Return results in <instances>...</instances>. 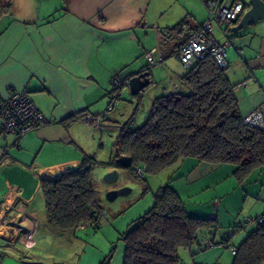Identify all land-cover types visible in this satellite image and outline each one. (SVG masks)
<instances>
[{
  "label": "crops",
  "instance_id": "crops-1",
  "mask_svg": "<svg viewBox=\"0 0 264 264\" xmlns=\"http://www.w3.org/2000/svg\"><path fill=\"white\" fill-rule=\"evenodd\" d=\"M157 1L0 0V101L11 91L26 88L47 120L18 140L13 134L0 138V224L5 218L12 226H22L21 237L13 243L0 236V264H111L104 239L107 218H98L93 235L79 228L53 227L46 216L40 181L56 180L68 166H80L83 159L103 164L106 153L110 164L118 128L126 122L129 125L135 112L131 108H140L144 95L156 88V80L167 82L156 97L183 91L184 73L148 68L145 53L157 48L165 61L206 18L197 21L189 13L181 29L166 34L182 20L166 26L164 7ZM229 38L227 74L245 116L264 104V18ZM145 68L149 86L138 96L128 90L131 99H124L122 93L114 107L122 110L106 112L100 128L74 117L105 112L112 76L131 77ZM195 161L186 158L182 163L190 170H205L216 185L204 214L216 217L220 237L230 225L241 228L229 239L236 237L238 247L256 227L243 224L242 219L264 216V169L225 191L217 184L232 175L234 166Z\"/></svg>",
  "mask_w": 264,
  "mask_h": 264
},
{
  "label": "trees",
  "instance_id": "trees-1",
  "mask_svg": "<svg viewBox=\"0 0 264 264\" xmlns=\"http://www.w3.org/2000/svg\"><path fill=\"white\" fill-rule=\"evenodd\" d=\"M183 25L179 22L166 34ZM181 82L187 93L161 94L140 126L131 128L126 122L119 127L111 163L122 167L116 158L128 156L130 162L124 167L135 174L141 166L155 174L186 158L232 164V175L240 184L254 171L264 169V130L243 122L227 67H219L208 56L187 69ZM94 165L83 159L77 169L63 172L56 180L40 181L46 216L53 227L70 230L98 221L99 216L92 212L102 209L91 181ZM215 221L188 215L179 195L167 186L123 233L122 264H182L179 249L199 244L200 236L212 235ZM236 248L231 264H264V220Z\"/></svg>",
  "mask_w": 264,
  "mask_h": 264
},
{
  "label": "rangeland",
  "instance_id": "rangeland-1",
  "mask_svg": "<svg viewBox=\"0 0 264 264\" xmlns=\"http://www.w3.org/2000/svg\"><path fill=\"white\" fill-rule=\"evenodd\" d=\"M157 2H160L164 7L163 18L166 21V26L171 27L180 20L185 21L189 13L193 14V17L196 18L197 21H202L207 18V8L204 4V1L202 2V0H158ZM214 27L216 37H222L220 36L218 28L215 24ZM242 30L243 29H241V31ZM239 32L240 30L233 32L229 29L228 36L232 38ZM227 52H230V49H227ZM154 67H156V72H161L163 69H170L174 72L177 71V73L186 72V69L182 67L175 55L168 56L166 60L160 65L148 66L150 69H154ZM159 81L156 80V88L154 87L149 95H144L143 101L140 103V108H131V111L135 110L134 116L132 117L131 122H129V126L131 128L138 127L144 122L151 103L156 97L155 95L163 93V89L166 87L167 82L160 83ZM128 90V87H124L122 90V93L125 94L122 96L124 99H131V93L129 94ZM184 91L187 93L189 90L183 84L182 92ZM147 100H150L148 107H146L145 104ZM114 109L122 110V108H113V110ZM115 136L114 139H116ZM114 139L113 143L115 141ZM104 157H106L104 158L106 161L105 163H97L94 165L91 174V181L97 202L104 212L102 216L108 220L104 229L106 233L104 239L107 241L108 246L110 247L108 258H112L111 264H122L125 246L122 238V232H125L138 217L143 215L148 209L152 207L156 199V195H158L161 189L167 186L175 190L179 195L188 215H190V211H193L197 214L200 213L201 215H204L199 217L207 218L206 214H204V207L211 200L213 188L216 185L213 186V179L208 178V173H206L205 170L201 168H198L197 170H190V168H188L185 163H182L181 160L175 165L167 167L155 174L144 171V177L139 178L129 167H116L112 163L109 164L107 162V153ZM204 164L207 163L204 162ZM112 170L117 172V177L114 180L107 181L105 179V175ZM185 181L190 182L187 185ZM232 184L240 186V183L237 181L236 177L230 175L226 179H223L221 182H219L217 186L219 187V190L227 189L225 191H229V189L233 187ZM122 188L129 189V192L124 195H118L114 200H108L106 198V193L108 191L119 190ZM213 213L217 214V210L214 209ZM192 217L198 216L194 215ZM245 226L246 225L243 227ZM240 230L241 228H236L233 227V225H230V228L224 231V233L229 231L231 235L233 234L236 236ZM245 230L248 229L246 228ZM85 231L86 233L93 235L96 232V229L93 227H87ZM214 233H216V240L223 237V235L220 237V234L217 233V229L214 230L212 235ZM108 236L111 238V241ZM208 238L209 237L206 236L203 239V236H200L199 244H193L190 248L179 249L178 254L181 263L231 264L233 260V253L229 249L217 246L216 244L209 248H205L204 243ZM235 239L236 237H234V239L232 238V241L229 243L235 246Z\"/></svg>",
  "mask_w": 264,
  "mask_h": 264
},
{
  "label": "built area",
  "instance_id": "built-area-1",
  "mask_svg": "<svg viewBox=\"0 0 264 264\" xmlns=\"http://www.w3.org/2000/svg\"><path fill=\"white\" fill-rule=\"evenodd\" d=\"M204 2L207 8V18L198 28L189 33L185 41L179 45L174 53L182 67L186 70L208 56L213 58L219 67L226 68L228 66L226 50L231 46L228 36L229 28L249 8V0H205ZM214 24L217 26L222 37H216ZM145 59L148 66H157L162 62L163 56L155 48L145 53ZM128 83L129 77H122L118 74L113 75L110 90L107 94L108 105L105 112L99 114H77L75 118H79L94 125L96 128H100L102 126L101 119L106 112L113 110L122 95V90L124 87H128ZM243 122L250 127L264 130V104L255 107L245 115ZM46 123L47 120L31 101L26 88L11 91L5 99L0 101V138L5 137L7 134H13L18 140V138L26 133L35 131ZM144 171L145 166L138 167L136 175L139 178H143ZM23 212V209H21L22 214ZM92 212L99 217L104 213L102 209L93 210ZM212 218L216 220V217ZM262 220H264V216L244 217L242 223L256 224L262 222ZM10 223L8 219L4 218L2 220L0 224V236L8 242L13 243L21 237L22 229L20 230V228L22 226L18 223L20 227L18 228L15 225H10ZM97 226V221L91 223L84 222L79 224L77 228L85 230L87 227H93L96 229ZM4 228H6V232H4ZM230 235V232H226L218 240L215 239L214 234L210 235L204 246L205 248H209L216 244L217 246L229 249L235 254L237 248L229 243Z\"/></svg>",
  "mask_w": 264,
  "mask_h": 264
},
{
  "label": "water",
  "instance_id": "water-1",
  "mask_svg": "<svg viewBox=\"0 0 264 264\" xmlns=\"http://www.w3.org/2000/svg\"><path fill=\"white\" fill-rule=\"evenodd\" d=\"M264 18V0H249V8L243 13L239 21L232 26L231 31L241 30L250 24ZM149 71L147 68L141 72L129 77L128 88L133 96H138L147 86L150 84ZM116 162L124 167L129 164L130 158L128 156H119L116 158ZM79 166L71 165L64 171H72ZM117 177V172L112 170L105 175L107 181L114 180ZM129 192V189L122 188L119 190H110L106 193L108 200H114L118 195H124ZM38 262L24 261V264H37Z\"/></svg>",
  "mask_w": 264,
  "mask_h": 264
},
{
  "label": "bare ground",
  "instance_id": "bare-ground-1",
  "mask_svg": "<svg viewBox=\"0 0 264 264\" xmlns=\"http://www.w3.org/2000/svg\"><path fill=\"white\" fill-rule=\"evenodd\" d=\"M205 3V2H204ZM248 9V8H247ZM241 18V17H240Z\"/></svg>",
  "mask_w": 264,
  "mask_h": 264
}]
</instances>
